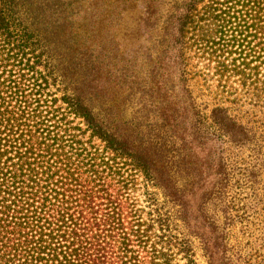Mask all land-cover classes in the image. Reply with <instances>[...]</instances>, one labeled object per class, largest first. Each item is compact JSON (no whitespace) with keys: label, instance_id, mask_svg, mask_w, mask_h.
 Returning a JSON list of instances; mask_svg holds the SVG:
<instances>
[{"label":"trees","instance_id":"obj_1","mask_svg":"<svg viewBox=\"0 0 264 264\" xmlns=\"http://www.w3.org/2000/svg\"><path fill=\"white\" fill-rule=\"evenodd\" d=\"M128 1L76 45L70 0H0V264H233L237 225L264 264V0H143L136 56Z\"/></svg>","mask_w":264,"mask_h":264},{"label":"rangeland","instance_id":"obj_2","mask_svg":"<svg viewBox=\"0 0 264 264\" xmlns=\"http://www.w3.org/2000/svg\"><path fill=\"white\" fill-rule=\"evenodd\" d=\"M70 1L71 4L76 6V10L72 11L74 7H72L71 4L66 7V12L64 13L68 21L65 23L64 21L62 22V30H64L65 34L60 36L59 40H61V42L76 43V45H78L79 43H85L87 39L83 29L87 30L90 25V17L93 16L92 7H94V13L101 14L107 6L106 3L108 0H95L96 3L94 0ZM98 7L102 9L99 10ZM159 9L157 22H155L156 20L154 19L152 22L157 23V28L159 27L158 29H161V27L166 24V21H168L169 18L171 19L172 15L175 13V0H162L159 4ZM145 14L146 6L143 0H137L135 6H132L131 2L128 1V3H125L124 9L121 10L118 21L115 20L113 14L109 19L100 18V20L104 22L99 23L98 31L103 35L110 32L115 34L120 43L121 50L129 56H136L143 53L147 46L155 44L153 43L155 34L149 36L142 26ZM74 30H77V34H74ZM260 235L261 231H244L239 225L230 231L229 245L231 247V253H233L236 258L233 264H257L262 253L259 240ZM195 245L196 258L199 264H206L200 249L197 247V242ZM237 254H241L242 256L238 257Z\"/></svg>","mask_w":264,"mask_h":264}]
</instances>
